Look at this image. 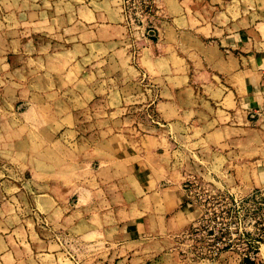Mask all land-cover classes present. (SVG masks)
I'll list each match as a JSON object with an SVG mask.
<instances>
[{"label": "rangeland", "instance_id": "obj_1", "mask_svg": "<svg viewBox=\"0 0 264 264\" xmlns=\"http://www.w3.org/2000/svg\"><path fill=\"white\" fill-rule=\"evenodd\" d=\"M159 3L0 0V264H264V135L247 122L222 140L234 115L188 37L170 61L181 122L165 123ZM125 156L181 178L160 187L182 192L179 221L123 176Z\"/></svg>", "mask_w": 264, "mask_h": 264}, {"label": "crops", "instance_id": "obj_2", "mask_svg": "<svg viewBox=\"0 0 264 264\" xmlns=\"http://www.w3.org/2000/svg\"><path fill=\"white\" fill-rule=\"evenodd\" d=\"M159 33L163 30V43L166 52L151 54V60L167 61V71H159L156 74L163 79L161 93L163 99L157 107L167 124H179L183 110L180 99L183 89L189 90L185 83H170L169 77L175 81L184 79L183 71L170 66L171 59H179L177 45L188 37L192 46L191 54L201 61L200 68L214 79L220 81L222 87V102H220L227 114L233 116L222 125V140L230 137L240 138L245 129L243 124H251L252 131H258L264 135V0H159ZM75 10V6L74 9ZM161 28V29H160ZM197 64V63H196ZM196 66V65H195ZM174 69V70H173ZM186 74V73H185ZM167 80V82H165ZM112 91V88L110 89ZM194 90V89H193ZM173 109V115H168ZM168 119V120H166ZM248 122V123H247ZM225 130H232L233 136L224 135ZM214 134V132H212ZM178 134V133H177ZM164 135H147V140L158 143V149H164ZM176 136L172 134L171 137ZM237 138V140H239ZM240 140H244L241 136ZM230 141V140H228ZM166 153V152H165ZM109 161L101 160L109 165L108 187L117 188L120 176H117L116 165L112 162V154ZM127 155V154H126ZM157 151L146 148L139 154V158L156 156ZM117 156V155H116ZM121 156V155H120ZM123 161L125 173L123 176H131L141 190L148 195L159 196L161 201L156 203L158 212L164 216L172 214L173 220L179 221L187 210L183 204L182 192L178 190L160 189L163 181H172L175 188H180V179L173 180L156 176L154 165L142 161H135L132 156H126ZM159 163V162H158ZM174 165L180 164L174 160ZM113 166V168H112ZM169 167V166H168ZM166 172V171H165ZM168 175V172H167ZM122 177V176H121ZM164 191V192H163ZM150 196V197H151ZM131 219L126 223V233L132 229Z\"/></svg>", "mask_w": 264, "mask_h": 264}]
</instances>
